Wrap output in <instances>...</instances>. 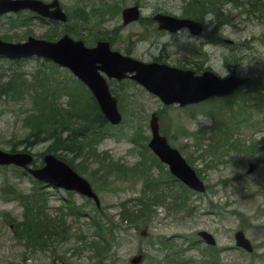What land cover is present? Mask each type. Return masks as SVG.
<instances>
[{
	"label": "rangeland",
	"instance_id": "obj_1",
	"mask_svg": "<svg viewBox=\"0 0 264 264\" xmlns=\"http://www.w3.org/2000/svg\"><path fill=\"white\" fill-rule=\"evenodd\" d=\"M102 0H60L62 6L73 14L74 21L77 12L91 11L99 5ZM109 2V0H106ZM118 3L131 4L133 1L139 2L143 16H151L153 12L164 11L171 14L179 15L186 8L184 0H117ZM227 22L222 26L218 25L217 31L223 36L233 39L237 42L234 48L228 45L209 42L206 38L210 35L209 26L203 34L193 36L191 43H197L207 52V58L202 62V66H210L220 75L234 70L238 74H250L251 81L248 84L258 83L264 86V42L260 41V35L264 32V18L256 12H244L242 6L228 4L224 7ZM20 16L27 17L26 13H20ZM10 14L0 16V37H9L13 41L23 40L27 35L40 37L46 32V27L37 19L29 16L24 23L13 21L10 25ZM11 16L16 17V14ZM18 24L15 25V23ZM107 27L117 28V38L113 40V46L123 52H128L143 60H149L154 56L161 57L169 63L184 62L186 66H192L190 54L185 51L187 43L178 35H157L154 28L147 25L144 20L132 22L127 25H121V16L114 12L113 18L107 21ZM230 25L231 29L225 27ZM61 30V28L59 27ZM258 35V39L252 38ZM240 40V42H239ZM241 41H245L242 43ZM176 48L177 51L174 50ZM236 57L231 56V52ZM189 56V57H188ZM229 56V57H225ZM225 57V58H224ZM190 59V60H187ZM43 60L35 57H29L19 61L20 63L0 60V68L10 66L20 71L24 76H30L38 67H45ZM63 73V72H62ZM122 92L126 105H131L137 110L135 123L141 125L142 133L149 135L148 118L153 110H157L161 102L143 91L139 86L132 83H120L115 86ZM18 93L14 96L16 99L21 98L24 90L19 87ZM246 89V85L242 87ZM240 89L239 91H242ZM238 92V91H237ZM239 94V93H238ZM14 96L0 97V148L8 150L10 145L17 144V148H24L26 141H22V135L26 130L21 124L23 112L28 104L16 101ZM60 97V101H64ZM207 102V103H206ZM205 103H199L191 108H179L173 104L162 111L160 117V130L166 131L168 136H172L169 142L175 146H180V152L184 157H188L190 164L194 166L201 174L206 184V191L200 194L190 193V209L179 211L165 208V205H158L153 208L152 218L147 223L133 222L127 223L121 220L120 209L121 203L129 206L141 195L142 190V173L137 169L143 166L148 169L150 166L149 158L142 156L141 166L132 165L140 162L139 150L132 146L127 136L121 137L108 136L98 145L97 149L106 151L108 158L122 162L131 169L119 168L117 173H107L105 181L100 182L97 177L98 173L103 170L94 165L82 163L79 155L76 156L77 163L86 173H92L96 192L99 200L109 216L113 217L117 223L114 242L109 250L106 259L101 262L92 261L90 250L84 244V236L91 238L92 229L88 225V217H76L70 214L67 217L68 233L64 238L52 235L48 238L46 247H54L52 251L34 250L32 255L22 260V250L24 243L13 235L11 227L8 225V219H21L22 206L20 203L21 195L31 193L33 182L26 174H19L12 168H0V264H130L129 258L135 253L141 252L145 257H160L164 250L154 242L156 236H171L181 242L193 231L206 229L216 238L217 245L221 247V256L225 264H253L250 261L249 254L242 249L234 246V231L239 228L242 221L245 225V233L255 245V252L264 255V150L246 151L250 143L258 141L256 146L261 147L264 139V123H256L255 126L240 125L233 131V136L240 140L239 146L242 149L230 147L227 151L222 152L225 147H217V152L211 155H204L201 146L196 147L192 136H186L185 131H197L203 129L206 134L210 131L212 118L206 115L202 109L214 106V99ZM125 109V107H124ZM139 111L141 114H139ZM126 119L122 128L128 126L130 120L129 110H125ZM258 113L253 117H261ZM256 143V142H255ZM203 144V141H201ZM48 143L39 142L29 146V150L34 152L36 160L39 161L41 151L45 150ZM264 146V145H263ZM220 152V157L218 153ZM150 156V150L146 152ZM218 156V157H217ZM256 162L257 165L251 171H247L249 162ZM106 167V166H105ZM158 167H151L149 178L154 179L158 175ZM96 171V172H95ZM126 171V172H124ZM129 171H132L129 172ZM95 172V173H93ZM129 172V173H128ZM111 178V182L108 179ZM113 178V179H112ZM48 191V205L45 210L50 213H57L54 208L61 203V197L65 196L62 190ZM45 197V193H44ZM73 198L77 203H82L89 210L91 204L85 201V198L74 193ZM214 203L219 207L210 205ZM40 203V202H38ZM37 203V204H38ZM240 213V214H239ZM82 237V238H81ZM82 239V241H81ZM204 243L199 242L201 247ZM44 247V248H46ZM199 247H190L187 254L198 258L200 256ZM56 248V249H55ZM258 263V257H256ZM144 260L140 263L143 264Z\"/></svg>",
	"mask_w": 264,
	"mask_h": 264
},
{
	"label": "water",
	"instance_id": "obj_2",
	"mask_svg": "<svg viewBox=\"0 0 264 264\" xmlns=\"http://www.w3.org/2000/svg\"><path fill=\"white\" fill-rule=\"evenodd\" d=\"M22 5L30 6L41 12H45L47 7L37 0H0V12L11 8L16 9ZM52 5H56V8L52 11V15L64 19L65 16L61 13L60 8L57 6V2H52ZM125 14L127 17L129 14L135 15L136 10L135 8H130L125 11ZM156 17L161 21L163 26L172 30L182 25L189 26L194 32L200 29L199 24L188 19H179L159 14ZM32 52L49 55L55 60L70 65L75 73L93 88L101 105L111 117L115 114L112 98L109 96L102 80L96 73V66L93 65V61L96 58L101 59L103 65L100 68L103 69H106L113 61V64L107 69L109 74H120L124 70L131 68L137 69L139 78L151 89L160 93L166 100H196L213 92H227L241 82L234 76H229L220 80L210 72H205L201 76H193L190 71L167 69L163 66L155 65L143 66L128 58L120 57L115 52L114 54L107 53L103 45L93 51L84 50L78 43L72 42L66 36H63L59 41L54 43L44 41L32 42L25 48V53ZM154 131H156L155 126ZM150 144L163 158L170 162L172 169L178 173L180 177L185 179L190 185L201 188L200 182L193 176L192 172L175 150L168 149L157 135L152 139ZM29 158L30 157L25 154H6L0 151V162L13 161L24 164ZM47 162L48 165L42 170L37 171L36 175L45 179L55 180L57 182H55L56 184L75 187L83 192L91 194L88 184L83 179L76 176V174L72 173L65 164L54 160L50 156L47 157ZM184 171H186L188 175H183L182 173Z\"/></svg>",
	"mask_w": 264,
	"mask_h": 264
},
{
	"label": "trees",
	"instance_id": "obj_3",
	"mask_svg": "<svg viewBox=\"0 0 264 264\" xmlns=\"http://www.w3.org/2000/svg\"><path fill=\"white\" fill-rule=\"evenodd\" d=\"M189 14L195 16L196 13L193 12ZM24 80L26 79L16 77V73L8 75L2 83L0 82V93L13 91L15 84H23V82H25ZM27 86L28 85H26V89L30 92L29 95L34 101V106L30 110L31 112L26 114L22 123L23 126L27 128V135L24 139H28L30 137L29 135L36 138L41 134H46L49 136L47 138H51V147L54 145L52 149L63 148L71 150L74 153L86 151L93 145V141L98 138H94V136L106 125L93 99L91 102L87 100L85 105H80L78 103L72 104L73 107L69 109L65 115L62 113V109L52 102L50 98L52 93L47 89L48 87L45 81L43 82L42 76L32 75L31 87ZM69 114L77 116L75 118V123H73L74 120L68 116ZM12 149H14V147ZM148 207L147 204H144V207L140 210H147ZM23 217L28 221V224L24 223L25 228H31L30 224H32L33 220L40 219L36 216V211L33 213L30 206L26 207V205ZM96 220L99 221L97 227L100 230V234H108L106 230L109 225L105 224L99 218ZM60 222L63 226L64 222L61 219H58L56 224L59 225ZM46 224L48 226L49 223L46 222ZM34 227L35 226H32V231L28 232L30 235H32V232L35 233V231H33ZM39 236L42 237V234H39ZM104 237L105 236L102 235L103 242Z\"/></svg>",
	"mask_w": 264,
	"mask_h": 264
},
{
	"label": "clouds",
	"instance_id": "obj_4",
	"mask_svg": "<svg viewBox=\"0 0 264 264\" xmlns=\"http://www.w3.org/2000/svg\"><path fill=\"white\" fill-rule=\"evenodd\" d=\"M201 23H211L215 26L216 24V18L214 16V14L212 12L207 13L204 17H202L201 19ZM225 27L231 29L230 25H226ZM181 39L185 40L187 43L191 44V40L193 37V35L190 33V31L185 27L182 30V34L178 35ZM175 51L176 48H174ZM227 73L224 70V75H226Z\"/></svg>",
	"mask_w": 264,
	"mask_h": 264
},
{
	"label": "bare ground",
	"instance_id": "obj_5",
	"mask_svg": "<svg viewBox=\"0 0 264 264\" xmlns=\"http://www.w3.org/2000/svg\"><path fill=\"white\" fill-rule=\"evenodd\" d=\"M6 86V85H5ZM101 225V224H100Z\"/></svg>",
	"mask_w": 264,
	"mask_h": 264
}]
</instances>
